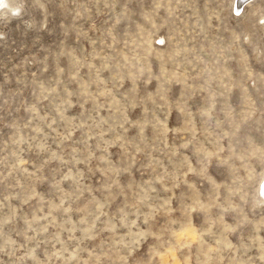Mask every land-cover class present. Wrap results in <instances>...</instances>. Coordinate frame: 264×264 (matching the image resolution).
Here are the masks:
<instances>
[{"label": "rangeland", "instance_id": "rangeland-1", "mask_svg": "<svg viewBox=\"0 0 264 264\" xmlns=\"http://www.w3.org/2000/svg\"><path fill=\"white\" fill-rule=\"evenodd\" d=\"M10 2L0 264H264V0Z\"/></svg>", "mask_w": 264, "mask_h": 264}, {"label": "bare ground", "instance_id": "bare-ground-1", "mask_svg": "<svg viewBox=\"0 0 264 264\" xmlns=\"http://www.w3.org/2000/svg\"><path fill=\"white\" fill-rule=\"evenodd\" d=\"M237 1L242 2L244 0H237ZM9 7H11V9H15L16 8L15 6H13L11 4L10 0H0V12L4 11L5 8H9ZM263 176H264V174H263ZM260 183H261V184H259L260 185V190H262V194H264V177H263V179H262V181Z\"/></svg>", "mask_w": 264, "mask_h": 264}]
</instances>
